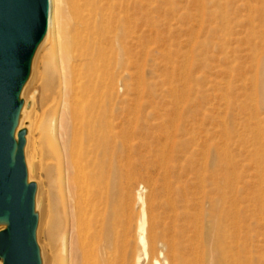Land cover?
<instances>
[{
  "label": "rangeland",
  "instance_id": "374dc122",
  "mask_svg": "<svg viewBox=\"0 0 264 264\" xmlns=\"http://www.w3.org/2000/svg\"><path fill=\"white\" fill-rule=\"evenodd\" d=\"M132 6L134 66L115 102L118 186H125L122 177L132 179L129 193L117 192L118 205L138 218L143 196L147 211L164 216L170 180L188 191L191 212L205 227L221 221L240 230L246 264H264V0ZM44 52L41 46L26 97L35 95L47 124L57 89L41 78ZM46 160L40 155L35 177L44 200L50 193L54 218L48 227L41 222L39 240L46 264L53 250L56 264H64L71 196L53 152Z\"/></svg>",
  "mask_w": 264,
  "mask_h": 264
},
{
  "label": "bare ground",
  "instance_id": "6f19581e",
  "mask_svg": "<svg viewBox=\"0 0 264 264\" xmlns=\"http://www.w3.org/2000/svg\"><path fill=\"white\" fill-rule=\"evenodd\" d=\"M51 1L40 45L45 49L41 78L55 83V106L46 124L33 95L23 124L29 128L31 176L41 166L40 155L47 163L53 152L71 196L64 264H246L240 230L221 221L205 227L191 212L188 191L169 179L163 187L169 194L164 216L148 212L143 196L138 218L132 208L118 205L117 192L129 193L132 179L122 177L125 186H118L115 102L119 82L132 75L134 66L133 0ZM131 106L126 103L123 111ZM42 186L38 205L48 227L54 215L50 193L44 200ZM51 254L56 264L55 250Z\"/></svg>",
  "mask_w": 264,
  "mask_h": 264
},
{
  "label": "water",
  "instance_id": "95a60500",
  "mask_svg": "<svg viewBox=\"0 0 264 264\" xmlns=\"http://www.w3.org/2000/svg\"><path fill=\"white\" fill-rule=\"evenodd\" d=\"M50 9V0H0V264H46L23 116Z\"/></svg>",
  "mask_w": 264,
  "mask_h": 264
}]
</instances>
